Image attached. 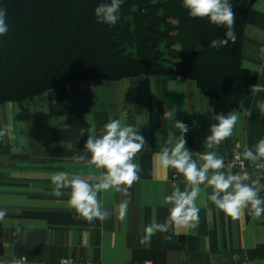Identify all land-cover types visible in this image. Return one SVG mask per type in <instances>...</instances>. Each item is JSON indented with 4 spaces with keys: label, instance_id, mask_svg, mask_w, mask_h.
<instances>
[{
    "label": "crops",
    "instance_id": "0c3cea01",
    "mask_svg": "<svg viewBox=\"0 0 264 264\" xmlns=\"http://www.w3.org/2000/svg\"><path fill=\"white\" fill-rule=\"evenodd\" d=\"M255 7L264 8V0H253L247 12L240 63L246 62L247 70L257 74L256 84L264 85V11ZM257 100H264V92L253 93L250 117L241 109L223 113L241 116L232 136L213 149L205 139L217 112L191 80L141 74L71 82L28 100L1 103L0 129L10 128L11 134L0 140V210L6 212L0 221V264L21 256L27 258L25 264H61L67 257L91 264H264V213L255 218L246 209L243 217L233 220L208 199L212 187L206 184L200 185L195 201L199 219L194 226L173 225L141 243L153 220L164 223L169 216L171 205L161 207L162 198L185 187L183 175L163 169L157 159L170 134L180 135L173 123L188 126L186 147L197 164L208 151L221 157L235 147L255 151L264 139V115ZM110 119L138 127L146 148L135 157L140 172L130 197L114 187L101 191L97 198L109 217L89 223L68 206L70 188L61 189V196L53 194L52 176L63 171L69 178L101 182L106 170L88 163L91 154L84 145L90 125L99 135ZM172 141L169 147L176 142L174 136ZM78 155L85 159L78 162ZM225 173L247 174L250 180L245 183L256 181L249 168L242 174ZM174 174L178 180L173 183ZM258 188L264 198V187ZM125 199L130 202L121 219L119 204Z\"/></svg>",
    "mask_w": 264,
    "mask_h": 264
},
{
    "label": "trees",
    "instance_id": "16d2710c",
    "mask_svg": "<svg viewBox=\"0 0 264 264\" xmlns=\"http://www.w3.org/2000/svg\"><path fill=\"white\" fill-rule=\"evenodd\" d=\"M252 2L230 0L237 39L216 49L209 44L226 29L189 16L182 0H124L115 25L94 14L110 0H0L9 25L0 36V104L71 82L150 74L193 81L217 114L241 102L248 109L257 74L240 61Z\"/></svg>",
    "mask_w": 264,
    "mask_h": 264
},
{
    "label": "clouds",
    "instance_id": "9594fccd",
    "mask_svg": "<svg viewBox=\"0 0 264 264\" xmlns=\"http://www.w3.org/2000/svg\"><path fill=\"white\" fill-rule=\"evenodd\" d=\"M124 0H110V3H101L94 10L98 23L115 25L119 19L118 13ZM182 6L187 10L188 15L193 18H207L210 23L224 27L225 38L213 39L209 47L219 49L228 46L229 42H236L234 31L235 13L230 0H182ZM256 11H264V8L255 7ZM9 31L7 23L6 9L0 8V36L6 35ZM264 53V47L260 49ZM242 67L247 69L246 62ZM252 93L264 92V85L256 84L251 88ZM260 115H264V100L256 101ZM242 113L251 116L249 109L244 108L243 102L240 104ZM213 111V110H209ZM240 112H230L227 115L220 113L214 114L213 119L216 123L210 126V135L205 139V144L209 149L218 146L222 141L233 134V130L238 120ZM173 128L180 132L179 136L170 134L165 147L157 154L159 165L167 170L175 169L182 174L185 180L184 190L176 188L170 195H165L161 200V207L171 205L169 216L164 223H157L155 220L145 228L146 236L141 243H147L156 232H167L173 225L194 226L199 219V208L196 206V198L201 192L200 185L206 184L212 187V194L208 197L215 206L227 217L238 220L244 216L245 210L258 218L264 213V198L259 196L260 189L256 187L258 181L245 183L250 180L247 174L234 175L222 171L225 167L223 157L216 151L201 153L200 159L203 163L198 166L192 159V152L186 147L185 134L188 126L180 121L173 123ZM88 138L84 149L91 154L89 164L97 168L105 169L103 179L96 184H90L87 180L80 177L69 178L66 172H58L52 176V183L55 185L53 194L61 196V189L70 188V198L68 206L74 209L79 217L84 218L89 223L94 220L105 221L109 217V211L104 210L98 201V193L101 191L115 188L124 196L130 197L129 189L133 183L139 179L140 165L135 161L138 153L146 148L145 138L139 134L138 127L126 125L120 119H110L96 135L94 124L89 127ZM11 129H0V140L5 135H10ZM84 133L82 132L81 135ZM172 136L176 142L172 145ZM243 157L255 162L264 159V139L258 141L255 151L246 148ZM75 160L83 161L85 157L78 155ZM129 200L125 199L119 204V215L123 219L127 213ZM6 212L0 210V221L4 220ZM26 257L21 256L14 259L11 264H25Z\"/></svg>",
    "mask_w": 264,
    "mask_h": 264
},
{
    "label": "built area",
    "instance_id": "2783aa9c",
    "mask_svg": "<svg viewBox=\"0 0 264 264\" xmlns=\"http://www.w3.org/2000/svg\"><path fill=\"white\" fill-rule=\"evenodd\" d=\"M179 79V78H177ZM243 150H239L238 147L233 148V150L228 154L227 156H223L225 167L222 169L224 172H236L238 174L244 173L246 169H251L253 172L254 178L256 181H258V187H264V184L261 182L262 173H264V162L262 161H249L243 157ZM203 163L202 160L199 161L198 166H200ZM178 180V177L176 174L172 176V182H176ZM14 259H17L15 257H11L8 262L11 263ZM61 264H91L89 261H80L75 260L73 258L67 257L62 258L60 260ZM139 264H151L150 261H144ZM243 264H246V262H243Z\"/></svg>",
    "mask_w": 264,
    "mask_h": 264
}]
</instances>
